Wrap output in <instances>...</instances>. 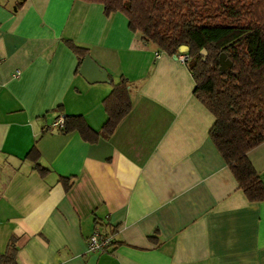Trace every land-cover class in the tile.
<instances>
[{
	"label": "crops",
	"instance_id": "0c3cea01",
	"mask_svg": "<svg viewBox=\"0 0 264 264\" xmlns=\"http://www.w3.org/2000/svg\"><path fill=\"white\" fill-rule=\"evenodd\" d=\"M67 39L129 80L131 110L93 143L54 124L82 114L100 131L112 88L76 70ZM194 88L187 64L121 11L0 0V253L13 238L17 264H264V200L238 186ZM33 145L44 176L26 157ZM247 155L264 182V141ZM95 229L113 234L106 250L88 251Z\"/></svg>",
	"mask_w": 264,
	"mask_h": 264
},
{
	"label": "trees",
	"instance_id": "16d2710c",
	"mask_svg": "<svg viewBox=\"0 0 264 264\" xmlns=\"http://www.w3.org/2000/svg\"><path fill=\"white\" fill-rule=\"evenodd\" d=\"M100 2L104 13H125L128 26L145 41L168 54L188 45L187 66L195 80L194 95L212 112L215 121L209 134L238 186L252 202L264 200V182L248 158V151L264 141V0H88ZM78 57L79 67L88 49L67 39ZM205 48L207 53L202 54ZM225 54L232 64L220 67ZM110 92L102 103L107 118L100 131L93 129L82 114H66L58 129L76 131L87 142L100 134L110 135L132 108L129 80L109 76ZM62 111V105L56 107ZM26 157L42 175L49 169L39 162L35 145ZM64 187L71 177L61 176ZM13 238L0 264H17Z\"/></svg>",
	"mask_w": 264,
	"mask_h": 264
},
{
	"label": "water",
	"instance_id": "95a60500",
	"mask_svg": "<svg viewBox=\"0 0 264 264\" xmlns=\"http://www.w3.org/2000/svg\"><path fill=\"white\" fill-rule=\"evenodd\" d=\"M188 50V45H181L180 50ZM202 54H206L207 51L205 48L201 49ZM232 62L226 58L225 54H221L220 56V67L225 69L226 67L230 66ZM79 73L86 77L91 82H105L109 81V74L105 68L99 65L91 56L90 54H86L80 67Z\"/></svg>",
	"mask_w": 264,
	"mask_h": 264
},
{
	"label": "built area",
	"instance_id": "2783aa9c",
	"mask_svg": "<svg viewBox=\"0 0 264 264\" xmlns=\"http://www.w3.org/2000/svg\"><path fill=\"white\" fill-rule=\"evenodd\" d=\"M160 50H156V56H159ZM177 58L183 62L187 63L189 60V54L187 50H180L177 54H175ZM19 73V70L16 71ZM55 125H62L63 118L59 117L55 122ZM113 242V234L110 232L102 231L99 229H95L88 238L87 241V249L88 251H97V250H106Z\"/></svg>",
	"mask_w": 264,
	"mask_h": 264
}]
</instances>
